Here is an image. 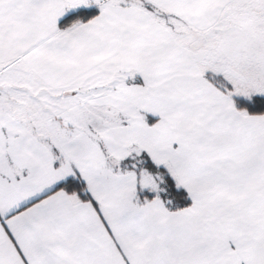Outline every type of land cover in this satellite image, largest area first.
<instances>
[{"label": "snow or ice", "instance_id": "1", "mask_svg": "<svg viewBox=\"0 0 264 264\" xmlns=\"http://www.w3.org/2000/svg\"><path fill=\"white\" fill-rule=\"evenodd\" d=\"M0 264H264V0H0Z\"/></svg>", "mask_w": 264, "mask_h": 264}]
</instances>
